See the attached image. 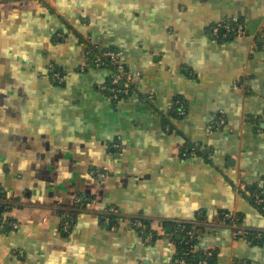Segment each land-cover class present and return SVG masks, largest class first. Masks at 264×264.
<instances>
[{
    "label": "crops",
    "instance_id": "obj_1",
    "mask_svg": "<svg viewBox=\"0 0 264 264\" xmlns=\"http://www.w3.org/2000/svg\"><path fill=\"white\" fill-rule=\"evenodd\" d=\"M235 19L246 35H213ZM91 47L120 53L138 95L111 101ZM0 190L19 224L0 264H174L188 239L207 264H264V0H0ZM79 196L124 218L67 228Z\"/></svg>",
    "mask_w": 264,
    "mask_h": 264
},
{
    "label": "built area",
    "instance_id": "obj_2",
    "mask_svg": "<svg viewBox=\"0 0 264 264\" xmlns=\"http://www.w3.org/2000/svg\"><path fill=\"white\" fill-rule=\"evenodd\" d=\"M213 35L216 37H220L221 34L223 36H227L230 34H234L235 36H243L246 35V26L243 22L235 19V20H226L217 25H215L212 29ZM110 64L114 66L116 72L111 77L110 84L103 89L108 91L111 95V98L115 101H119L124 96L130 95L131 86H133L134 82L136 81V75L129 71L124 65L120 63V53L114 51H104V52H95L93 53V66L97 68L105 67V65ZM51 72L54 75L55 81H62V77L56 73L54 68H51ZM180 112V113H179ZM178 113L182 115L183 113L178 110ZM223 124V121L221 122ZM196 153L192 151L191 153H186L185 156H195ZM97 180L99 184H104L107 180V175L104 172L98 171L96 174ZM255 200L258 204H264V192L260 195L255 196ZM13 206V204L0 195V209H9ZM97 206L96 201L93 198L82 196L75 200L74 209L69 212H80L85 211L88 209H92L93 207ZM101 211V218L103 219L104 223H109L111 221L112 216H119L117 211L113 208L111 210H99ZM9 210L6 211L2 215V219L0 222V230H4L5 227H8L11 230H17L19 224L9 217ZM69 216L67 219L66 227L70 228L73 224L74 218L70 217L69 213H66ZM224 222L228 225L232 226L233 228L237 229L235 231V237H242L245 240H249L250 231H245L244 229L237 227L235 224L236 218L232 215H225ZM133 225L139 228L142 231L147 230L146 224L141 220H136L133 222ZM178 232L184 233V235H191L190 231H186L185 228L179 230ZM165 234V233H164ZM149 237L152 239L155 236L153 234H148ZM257 237L260 238L258 235ZM212 257L211 252H205L203 254H199L198 251L194 247H190L186 251H183L179 257H176L174 260V264H207L208 260ZM246 264V263H243Z\"/></svg>",
    "mask_w": 264,
    "mask_h": 264
},
{
    "label": "rangeland",
    "instance_id": "obj_3",
    "mask_svg": "<svg viewBox=\"0 0 264 264\" xmlns=\"http://www.w3.org/2000/svg\"><path fill=\"white\" fill-rule=\"evenodd\" d=\"M145 1H147L148 3H150L151 2V0H145ZM80 39H82L83 40V44L84 45H86V46H90V41H89V39H87L85 36H83V37H81ZM44 54H45V52H44ZM87 57H86V63L88 64V65H90L91 67H93V47H91V48H89L88 49V52H87ZM94 68H96V67H94ZM102 70H106V71H108V72H111L110 70H108L107 68H101ZM132 71V70H131ZM61 83V82H60ZM136 92L135 91H133L131 94H130V96H127L128 98H130L132 95H134ZM137 94V93H136ZM138 95V94H137ZM109 98L111 99V101L115 104V103H117L118 101H115V100H113L112 98H111V95H109ZM123 98H125V96L123 97ZM122 98V99H123ZM150 98H152V97H149L148 99H150ZM213 122H215V125H216V127H218L220 124H221V122H222V120H221V118H216V116H215V119H214V121ZM214 131H217L216 130V128L214 129ZM213 133V132H212ZM209 134H211L210 133V131H209ZM191 147H189V148H187V150H189ZM98 171H101V172H104L106 175H107V180H106V182L109 180V178H110V174H109V171L108 170H97V171H95L94 173H93V176L97 179V177H96V174H97V172ZM98 181V180H97ZM106 182L104 183V184H100L101 186H103V185H105L106 184ZM79 197H82V196H79ZM79 197H77V198H79ZM98 206V205H97ZM97 206H95V207H93L92 209H88V210H85V211H93V212H95V214L97 215V217H99L102 221H103V219L101 218V211H99V210H103L101 207H97ZM98 208H100V209H98ZM111 208H113V209H115L114 207H105L104 209H106V210H111ZM116 211H117V214L119 215V216H117V215H115V216H112L111 218H115V219H123L124 217H122V215L119 213V211L117 210V209H115ZM12 211V210H11ZM10 212V211H9ZM82 212H84V211H82ZM75 215H77V213L75 214ZM75 219V218H74ZM103 223H104V221H103ZM72 226H74V225H72Z\"/></svg>",
    "mask_w": 264,
    "mask_h": 264
},
{
    "label": "trees",
    "instance_id": "obj_4",
    "mask_svg": "<svg viewBox=\"0 0 264 264\" xmlns=\"http://www.w3.org/2000/svg\"><path fill=\"white\" fill-rule=\"evenodd\" d=\"M233 36H235L234 34H230V35H228V37H233ZM227 37V38H228ZM96 50L95 49H93V52H95ZM98 52V51H97ZM103 68V67H102ZM104 68H107V69H109V70H111L112 72H116V69H115V67L114 66H111L110 64H108V65H105V67ZM56 70V69H55ZM111 80V79H110ZM109 84H110V82H109ZM134 91V86H131V89H130V94L132 93ZM127 97V96H126ZM175 114L176 115H178L179 116V113H178V111H176L175 112ZM197 155L199 154V150H193ZM191 152H192V149H191ZM191 152H189V153H191ZM183 153H186V152H183ZM0 195H2L3 197H4V194H3V192L0 190ZM260 206L263 208L264 207V204H260ZM8 210H10V208L9 209H4V208H2V209H0V222H1V219H2V215L6 212V211H8ZM65 214H66V211L64 212ZM75 213L76 212H69V214H70V217H74L75 216ZM165 226V225H164ZM177 227V226H176ZM183 228H185L186 229V231H190L189 230V226H186V225H183ZM4 230H10L8 227H5V229ZM191 232V231H190ZM192 233V232H191ZM192 236V235H191ZM190 236V237H191ZM256 236H258L256 233H254V232H251L250 231V236H249V241L250 240H252L253 238H256ZM194 240L192 241L191 239H188L187 241H184V242H182V241H180V242H178L179 243V248H178V252H177V255H176V257H179L180 255H181V253L183 252V251H186L187 249H189L190 247H193L194 246Z\"/></svg>",
    "mask_w": 264,
    "mask_h": 264
},
{
    "label": "water",
    "instance_id": "obj_5",
    "mask_svg": "<svg viewBox=\"0 0 264 264\" xmlns=\"http://www.w3.org/2000/svg\"><path fill=\"white\" fill-rule=\"evenodd\" d=\"M261 23V20H257V21H251L249 23V27H248V32L251 34V35H255L256 31H257V28L259 26V24ZM180 236H178L177 239H179Z\"/></svg>",
    "mask_w": 264,
    "mask_h": 264
}]
</instances>
